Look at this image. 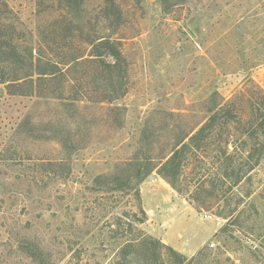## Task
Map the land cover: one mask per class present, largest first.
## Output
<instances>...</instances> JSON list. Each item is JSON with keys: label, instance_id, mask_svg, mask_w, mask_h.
<instances>
[{"label": "rangeland", "instance_id": "1", "mask_svg": "<svg viewBox=\"0 0 264 264\" xmlns=\"http://www.w3.org/2000/svg\"><path fill=\"white\" fill-rule=\"evenodd\" d=\"M0 30L25 57H4L7 80L55 68L23 96L0 84V264H121L116 219L136 202L94 179L203 126L181 193L156 170L139 185V229L183 264H264V0H0Z\"/></svg>", "mask_w": 264, "mask_h": 264}, {"label": "trees", "instance_id": "2", "mask_svg": "<svg viewBox=\"0 0 264 264\" xmlns=\"http://www.w3.org/2000/svg\"><path fill=\"white\" fill-rule=\"evenodd\" d=\"M92 45V48L94 49V57L100 58L105 52L107 53V56L113 57L115 60L119 59L117 51L111 50L109 42L96 40L94 43H92ZM5 56L10 57V63L15 65L24 64L25 57L20 53H16V49L10 42L5 40L0 30V64L3 63ZM101 63L108 69H114L115 67H118L117 64L111 66L106 65L104 61ZM54 70V67L52 71L39 70L36 72L35 78L34 75L26 73L23 74L22 77H17L10 81L5 78L4 72H1L0 84L5 85V88L10 96H23L26 90H32L34 86L42 84V82H46L48 79H51L55 75ZM214 117L215 116H213L210 121H213ZM206 128L207 126H203L194 134L187 135L182 138L177 146V149L171 151V153L164 159L163 162H160L156 165H152L151 162H147V164L128 162L122 165L121 175H117V173L114 175H99L94 179V184L96 187H93L92 190L95 192L100 191L99 187L103 184V180H106V185L108 187L106 193H110V196H107L112 200L113 206H115L124 195L133 196L132 199L136 202L137 212H125L122 214V216L116 219L114 229L115 236L112 237L114 239L122 237L125 240L121 248L118 250V259L121 264L128 263L127 259L131 255V251L136 248H140L144 251V264H146L147 261L149 264H164L162 263L160 255L158 254L160 252V248L167 250V253L172 255V258L176 259L173 263L170 262L169 264H183L185 261H187L184 256H181L174 252L171 248L164 246V244H162L160 241L146 236L139 229V226L147 221V215L144 209L141 207L139 185L149 176V174L156 170L157 174L163 180H165V182L173 190L181 193L176 188V181L179 177V171H181L182 165L185 163L187 158V153L190 151L189 143H195V139H197V137L202 134ZM253 130L254 126L252 125V131ZM126 171H133L134 174L124 177V172ZM104 198L105 195H100L99 197L97 196L94 206L96 205L99 207L102 202L100 200H104ZM197 203H202V205L204 204V202H201L200 200ZM230 217L226 219V225L229 224V219H231ZM226 225L223 228H225ZM146 254H148L150 257L147 258Z\"/></svg>", "mask_w": 264, "mask_h": 264}]
</instances>
